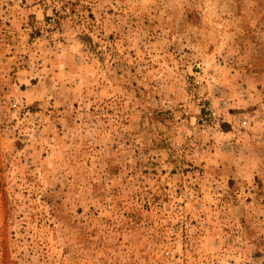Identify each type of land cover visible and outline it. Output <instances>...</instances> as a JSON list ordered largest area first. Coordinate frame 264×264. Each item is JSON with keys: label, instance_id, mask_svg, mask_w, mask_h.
Returning a JSON list of instances; mask_svg holds the SVG:
<instances>
[{"label": "rangeland", "instance_id": "obj_1", "mask_svg": "<svg viewBox=\"0 0 264 264\" xmlns=\"http://www.w3.org/2000/svg\"><path fill=\"white\" fill-rule=\"evenodd\" d=\"M0 264H264V0H0Z\"/></svg>", "mask_w": 264, "mask_h": 264}]
</instances>
